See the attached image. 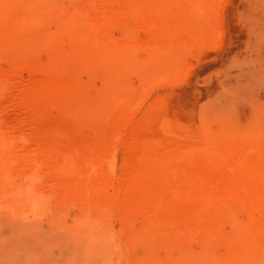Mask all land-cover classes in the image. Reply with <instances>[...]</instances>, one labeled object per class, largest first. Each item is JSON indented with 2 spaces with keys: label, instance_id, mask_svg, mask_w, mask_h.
<instances>
[{
  "label": "rangeland",
  "instance_id": "374dc122",
  "mask_svg": "<svg viewBox=\"0 0 264 264\" xmlns=\"http://www.w3.org/2000/svg\"><path fill=\"white\" fill-rule=\"evenodd\" d=\"M0 162L20 264L264 257V0H0Z\"/></svg>",
  "mask_w": 264,
  "mask_h": 264
},
{
  "label": "bare ground",
  "instance_id": "6f19581e",
  "mask_svg": "<svg viewBox=\"0 0 264 264\" xmlns=\"http://www.w3.org/2000/svg\"><path fill=\"white\" fill-rule=\"evenodd\" d=\"M1 165H2V162H0V171L2 170L1 169ZM3 170H4V168H3ZM3 170H2V172H3ZM2 172H0V174H3ZM210 199H211V203H213L214 201H217L219 198L217 199V197H216V199L215 198H210ZM223 199L226 200V198H223ZM221 200L220 199L218 200L217 207H220L223 204L227 207V206H229V203H231V202H229V200H226V201L225 200L221 201ZM229 208L230 207H228V209ZM230 209L231 210L226 214V218H227L226 219L227 220L226 222L231 223L232 225L235 226V228H238V230L243 229V227H244L245 224L241 223L240 219L238 220L236 218V216H235L236 213L234 212V209L233 208H230ZM6 217L3 218L2 216H0V225H2L4 222H6ZM262 225H264V224H262ZM246 226H247V224H246ZM16 228H17V226H16ZM5 236H7V235H4V237H2L0 235V264H20L18 262V257H16L15 259H13V255H12V248L13 247L11 248V246H10L11 243H9V239H7V237H5ZM207 253H203V251H202V254H200L199 256H196L195 258L194 257H189V262L192 263V264H223L222 261H216L215 262ZM70 255H71V253H70ZM234 257H235V261H234L233 264H264V257H261L260 254L258 255L255 252L249 253L246 250H241L240 252H237V254Z\"/></svg>",
  "mask_w": 264,
  "mask_h": 264
}]
</instances>
